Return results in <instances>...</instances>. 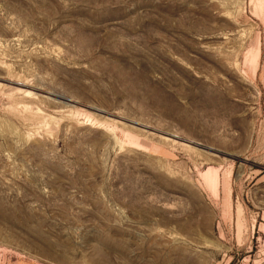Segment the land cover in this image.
<instances>
[{"label": "rangeland", "instance_id": "1", "mask_svg": "<svg viewBox=\"0 0 264 264\" xmlns=\"http://www.w3.org/2000/svg\"><path fill=\"white\" fill-rule=\"evenodd\" d=\"M0 264H264V0H0Z\"/></svg>", "mask_w": 264, "mask_h": 264}, {"label": "water", "instance_id": "2", "mask_svg": "<svg viewBox=\"0 0 264 264\" xmlns=\"http://www.w3.org/2000/svg\"><path fill=\"white\" fill-rule=\"evenodd\" d=\"M197 148H200V149H203V150H207V151H210V150H212V149H209V148H206V147H198V146H200V145H195Z\"/></svg>", "mask_w": 264, "mask_h": 264}]
</instances>
